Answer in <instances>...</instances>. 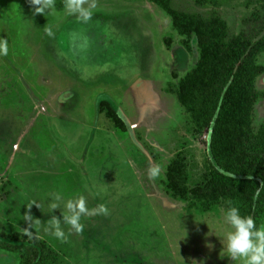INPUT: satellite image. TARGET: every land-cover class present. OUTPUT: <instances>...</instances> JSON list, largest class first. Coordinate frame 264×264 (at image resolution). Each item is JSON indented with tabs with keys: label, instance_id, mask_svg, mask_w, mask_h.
Instances as JSON below:
<instances>
[{
	"label": "rangeland",
	"instance_id": "1",
	"mask_svg": "<svg viewBox=\"0 0 264 264\" xmlns=\"http://www.w3.org/2000/svg\"><path fill=\"white\" fill-rule=\"evenodd\" d=\"M161 1L205 19L215 12L232 37L243 31L264 47V0ZM94 2L85 24L66 14L65 0L45 15L30 0H0V38L9 41L0 56V235L42 237L60 255L49 264H241L215 234L237 205L182 198L167 178L174 160L186 165L189 189L209 177L211 130L178 98L201 56L197 36L178 32L152 0ZM256 63L264 69V49ZM255 85L264 93V72ZM101 100L123 114L126 129L100 110ZM254 111L257 132L264 95ZM55 193L84 195L108 214L83 217L79 234L65 226L67 239L58 240L45 231L53 215L62 219L59 209L48 213ZM28 212L39 221H24ZM253 218L264 225V211ZM20 262V253L0 249V264Z\"/></svg>",
	"mask_w": 264,
	"mask_h": 264
},
{
	"label": "trees",
	"instance_id": "2",
	"mask_svg": "<svg viewBox=\"0 0 264 264\" xmlns=\"http://www.w3.org/2000/svg\"><path fill=\"white\" fill-rule=\"evenodd\" d=\"M152 1L173 15L178 32L197 36L201 56L197 67L180 81L178 98L201 129L211 130L208 180L189 189L186 165L174 160L167 173L173 193L209 204L224 200L237 205L242 215L259 217L264 211V123L254 130V108L264 95L255 85L264 72L256 63L263 41H246L243 31L232 37L227 21L215 12L205 19ZM99 107L117 127L126 129L125 117L114 104L101 100ZM0 249L20 253V264H49L60 257L42 237L18 231L3 232Z\"/></svg>",
	"mask_w": 264,
	"mask_h": 264
},
{
	"label": "clouds",
	"instance_id": "3",
	"mask_svg": "<svg viewBox=\"0 0 264 264\" xmlns=\"http://www.w3.org/2000/svg\"><path fill=\"white\" fill-rule=\"evenodd\" d=\"M34 6L35 14H46L55 10V0H30ZM96 4L94 0H65L64 9L67 15L75 16L81 23H87L92 19ZM46 32L52 35V28L47 27ZM9 54V41L0 38V56ZM161 168L154 165L149 169V175L156 178L160 175ZM232 175L231 173H226ZM251 179V177H250ZM38 207H42L38 203ZM32 204V205H33ZM31 207H29L30 209ZM59 209L62 219L53 215L47 221L45 231L50 232L61 241L67 239V235L73 232L79 234L84 229L82 218L89 215L108 214V208L100 204L95 208L88 207L87 198L84 195L65 200L60 193L51 195L48 203V213ZM43 211V210H42ZM225 226L215 231L222 238L224 255L231 257L234 261L239 260L241 264H264V225L257 227L255 219L251 215H242L239 207L230 206L225 213ZM24 221L38 222L30 212L24 214ZM67 226V235L65 232ZM26 235H31L26 232ZM211 247V245H209Z\"/></svg>",
	"mask_w": 264,
	"mask_h": 264
}]
</instances>
